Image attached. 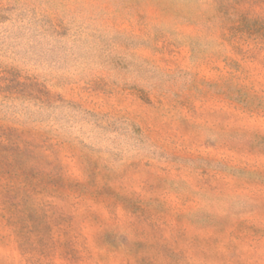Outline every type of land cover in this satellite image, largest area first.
<instances>
[{"label":"rangeland","instance_id":"obj_1","mask_svg":"<svg viewBox=\"0 0 264 264\" xmlns=\"http://www.w3.org/2000/svg\"><path fill=\"white\" fill-rule=\"evenodd\" d=\"M0 264H264V0H0Z\"/></svg>","mask_w":264,"mask_h":264}]
</instances>
